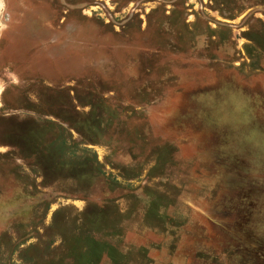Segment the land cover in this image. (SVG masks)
<instances>
[{"label":"rangeland","instance_id":"374dc122","mask_svg":"<svg viewBox=\"0 0 264 264\" xmlns=\"http://www.w3.org/2000/svg\"><path fill=\"white\" fill-rule=\"evenodd\" d=\"M260 88L264 0H0V264H264Z\"/></svg>","mask_w":264,"mask_h":264},{"label":"crops","instance_id":"0c3cea01","mask_svg":"<svg viewBox=\"0 0 264 264\" xmlns=\"http://www.w3.org/2000/svg\"><path fill=\"white\" fill-rule=\"evenodd\" d=\"M54 58V57H53ZM75 58H73V59H70L69 58V60L67 61V62H70V61H72V60H74ZM54 60V59H53ZM255 81H257V80H255ZM258 84V81L257 82H255V86ZM190 85H192V86H190V88H189V86H188V88H187V93H189V92H191L193 89H194V84L193 83H190ZM197 86H198V84H196ZM257 87V86H256ZM255 87V88H256ZM189 89V90H188ZM259 91H261L260 92V94H264V88H260L259 89ZM199 92V90L197 89L196 90V92H192L193 94H197ZM264 108V107H263ZM188 109H194V108H192V107H189ZM106 112H109L110 114H111V116H112V113L110 112V111H106L105 110V108L103 107L101 110H100V112H99V114L100 115H103V116H105L106 115ZM113 120H114V118H113ZM107 123H108V125H112V122H111V119L110 120H108L107 121ZM92 124V123H91ZM99 125H102V123H99V122H97L96 124H92L91 126H99ZM102 127V126H101Z\"/></svg>","mask_w":264,"mask_h":264},{"label":"trees","instance_id":"16d2710c","mask_svg":"<svg viewBox=\"0 0 264 264\" xmlns=\"http://www.w3.org/2000/svg\"><path fill=\"white\" fill-rule=\"evenodd\" d=\"M109 113V112H108ZM89 118V117H88ZM111 118H112V116H111ZM110 118V119H111ZM105 120V116H103V115H100L99 114V121L102 123V126H103V121ZM83 123L85 124V126L86 127H88V128H90V127H95L96 129L98 128V127H101V125H99V126H91L92 124H90L88 121H85L84 122V120L83 121H79L78 122V124H80V126H76V130H77V128H80V127H83L84 125H83ZM103 128V127H102ZM103 130H104V128H103ZM77 131H79V130H77ZM86 131V130H85ZM88 131H90L89 129H88Z\"/></svg>","mask_w":264,"mask_h":264}]
</instances>
